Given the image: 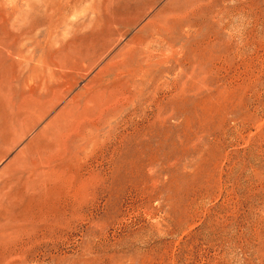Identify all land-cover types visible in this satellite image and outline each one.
Listing matches in <instances>:
<instances>
[{
    "label": "rangeland",
    "instance_id": "1",
    "mask_svg": "<svg viewBox=\"0 0 264 264\" xmlns=\"http://www.w3.org/2000/svg\"><path fill=\"white\" fill-rule=\"evenodd\" d=\"M0 264H264V0H0Z\"/></svg>",
    "mask_w": 264,
    "mask_h": 264
}]
</instances>
